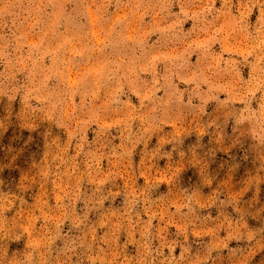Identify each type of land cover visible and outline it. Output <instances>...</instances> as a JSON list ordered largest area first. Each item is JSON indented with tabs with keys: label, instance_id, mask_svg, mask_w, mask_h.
Masks as SVG:
<instances>
[{
	"label": "rangeland",
	"instance_id": "374dc122",
	"mask_svg": "<svg viewBox=\"0 0 264 264\" xmlns=\"http://www.w3.org/2000/svg\"><path fill=\"white\" fill-rule=\"evenodd\" d=\"M0 264H264V0H0Z\"/></svg>",
	"mask_w": 264,
	"mask_h": 264
}]
</instances>
